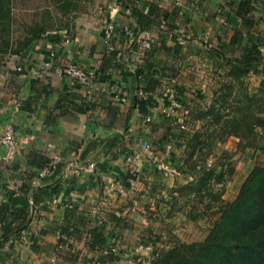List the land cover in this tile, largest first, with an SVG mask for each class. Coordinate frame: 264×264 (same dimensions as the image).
Here are the masks:
<instances>
[{
    "label": "crops",
    "instance_id": "crops-1",
    "mask_svg": "<svg viewBox=\"0 0 264 264\" xmlns=\"http://www.w3.org/2000/svg\"><path fill=\"white\" fill-rule=\"evenodd\" d=\"M172 1L108 0L101 19L81 18L73 30L65 32L68 40L61 43L62 46L51 44L59 58L68 57L95 73L92 86L59 77L55 73L57 60L52 61L42 77L14 72L11 61L3 66L0 73L3 77L0 135L4 124L12 121L18 148L9 164L5 159L6 148L0 144V205L8 204L10 191L13 190L15 196L17 187L28 179V174L35 172L53 155H61L62 162L56 173L40 184L39 187H46L45 193L35 189L27 196L22 215L19 203L10 207L9 213L5 212L17 215L9 232H3L0 223V264H51L57 245H60V227L65 223L68 228L76 229L79 236L70 238L69 245H60L61 248L56 250V264H101V249L92 250L87 244L89 229L100 224H104L106 233L113 234L111 243L116 240L123 247V254L142 253L144 256L138 257L142 262L146 261L145 257L153 256L151 245H142L136 240L141 231L147 230L148 224L146 218H139V179L142 180L143 175L150 178L156 166L154 160H158V155L150 154L154 151L150 146L155 126L143 120L140 124V119L149 117L148 114L160 104L167 108L164 111L168 114L167 123H170L171 112L168 110V92L164 89L160 88L162 94L150 101L136 95L138 80L135 73L144 68L146 82L154 79L155 87L159 88L167 77H158L157 71L163 72L165 68L155 63L156 54L166 49L167 40L172 42L175 36L163 31L157 38L161 40L152 46L156 51L152 48L142 52L136 42L129 43L119 27L127 25L139 31L131 7L141 8L143 4L153 2L160 8L162 16L167 13L173 17V29L178 35H181V27L183 30L186 27V32L191 35L197 34L196 30L209 28L214 43L224 39L228 44L232 34V27L225 23L224 15H218L222 12L220 6L224 8V14L231 12L230 0H183L182 15L173 9ZM109 22L115 24V32L114 40L107 44L103 41V30ZM46 42L45 38L37 40L21 54V59L28 65L39 66L48 53ZM56 42L58 44L60 39L53 41ZM180 95L186 99V91ZM144 101L147 110L142 113L140 104ZM186 112L183 106L182 113ZM168 146L170 143L165 144L162 152L170 157L172 150L167 152ZM163 161L159 155L158 163ZM170 161L169 166L173 165ZM90 162L95 164L91 172L81 168ZM130 174L135 176L129 178L132 182L126 178ZM126 181L128 184L124 183ZM77 216L82 221L75 220ZM92 257L94 261H90ZM113 264L134 263L125 258Z\"/></svg>",
    "mask_w": 264,
    "mask_h": 264
},
{
    "label": "rangeland",
    "instance_id": "rangeland-1",
    "mask_svg": "<svg viewBox=\"0 0 264 264\" xmlns=\"http://www.w3.org/2000/svg\"><path fill=\"white\" fill-rule=\"evenodd\" d=\"M11 2L8 34L12 45L0 55V73L10 53L26 52L44 34L69 32L81 18L101 19L108 5V0ZM256 6L246 15L253 21L254 36L264 31V0H256ZM220 8L218 15L222 17L224 8ZM208 29L196 30L193 36L181 27L180 40H167L168 49L156 54L155 63L165 68L157 71L158 77H167L160 88L168 91L177 105L168 108L170 123L163 105L148 114L149 124L156 129L150 154L158 155V160L160 155L165 163L172 159L173 165L168 169L156 165L150 178L143 175L139 179V218H146L148 224L136 240L153 249V256L145 257L143 264L154 263L175 241L204 240L222 209L235 200L246 176L255 167H264L262 76L234 68L230 60L238 56V51L224 46V39L214 43L211 29L205 42ZM161 34L157 33L156 39ZM259 47L264 48L261 44ZM184 91L186 99L180 97ZM168 143L170 157L162 152ZM115 241L113 247L123 253V247Z\"/></svg>",
    "mask_w": 264,
    "mask_h": 264
},
{
    "label": "trees",
    "instance_id": "trees-1",
    "mask_svg": "<svg viewBox=\"0 0 264 264\" xmlns=\"http://www.w3.org/2000/svg\"><path fill=\"white\" fill-rule=\"evenodd\" d=\"M11 3V0H0V55L5 53L12 45L8 34L12 10ZM229 6L231 7V12L224 14L223 18L225 23L231 25L232 34L229 43H225L224 46L232 51H238V56L232 58L230 62H232L231 64H233L234 68H240L242 72L261 74L263 79L261 83H264V54L259 47L260 44L264 46V31L254 36L252 34L253 21L246 17L249 12L256 10V0H230ZM131 12L139 24L140 33L147 31L162 32L159 30L162 17L165 19L166 31H171L175 28L173 17L167 13L162 16L160 8L153 2H147L141 8L133 5ZM168 20L172 21L168 22ZM42 38H47L53 42L59 40L61 36L59 33L48 36L44 34ZM159 39H155L153 45ZM250 39L253 41L251 42ZM152 48L156 51V47ZM19 55L21 56V54ZM20 62L24 61L20 59ZM143 70L144 68L141 71L137 70L135 77L138 80V85L149 93L145 101H150L155 96L161 95V92L159 93L160 87H155L156 80L154 79H149L146 82ZM141 73L143 76L138 79L137 75ZM147 76L149 77V74ZM145 101L140 104L142 113L147 110ZM48 160L40 165L39 168H42ZM58 166L59 164L49 176L56 173ZM34 175L35 172L28 174V179L23 180L24 182L22 181L17 187L16 191L18 193L15 196H13V190L10 191L11 200L9 203L0 205V223L2 224L3 232L12 230L10 224L17 215L14 212L5 214V212L9 213L10 207L12 208L19 203L22 205V210L19 211L20 215H22L23 209L27 206V196L30 193L35 189L40 192H46V187H39L40 185L37 187L31 186L30 179ZM131 175L126 176V178L129 180L130 177H135ZM49 176L42 179L41 183ZM124 183L128 184V181ZM36 193H34L35 200ZM23 215L26 216V213ZM74 219L82 221L78 216L74 217ZM68 227L66 223L60 227L61 236L58 244L69 245L68 241L70 238L79 236L76 229ZM88 233L90 235L87 242L89 248L92 250L101 249L102 251L103 256L100 263L114 262L116 258L111 251L113 234L105 232L104 224L90 228ZM162 251V256L152 264H264V167H255L246 176L235 200L228 207L222 209L221 215L209 229L204 240L191 243L175 241L173 247Z\"/></svg>",
    "mask_w": 264,
    "mask_h": 264
},
{
    "label": "built area",
    "instance_id": "built-area-1",
    "mask_svg": "<svg viewBox=\"0 0 264 264\" xmlns=\"http://www.w3.org/2000/svg\"><path fill=\"white\" fill-rule=\"evenodd\" d=\"M182 4H183V0H173L172 1V7L173 9L176 11V13L178 15H182ZM160 29L162 32L166 31L165 29V19H161V23H160ZM121 30V32L129 39V43H133L136 42L137 43V47L142 51H147L149 50L155 39H156V31H147L145 33H140L138 30L130 28L127 25L124 26H120L119 27ZM114 32H115V24L113 22H109L106 24L104 30H103V41L105 43H110L111 41L114 40ZM156 32V33H155ZM168 32V34L174 35L175 39L180 40V35H178L176 33V30H171V31H166ZM55 33L52 34H45V36L47 35H54ZM209 35H211L209 30H206L204 33V41L206 42L208 40ZM47 42V46H49L48 49V53L46 55V57L44 59H42L39 62V66H35V65H28L27 62H20L21 56L19 54L16 53H10L8 55V61H11L13 63L12 69L14 72L17 73H30L36 77H42L43 74H45V72H47L50 67H51V63L53 60H57L58 61V66L55 70V73L59 76V77H65L68 78L70 81L72 82H77V83H83V84H87L88 86H92L94 84V79L96 77L95 73L92 70H88L83 68L82 66H80L79 64L73 62L70 58L68 57H61L59 58V56H57L56 51L52 48V45H59L62 46L61 43H64L68 40V38L66 37V34L64 33V36L60 38V42L53 43L51 41H49L46 38ZM61 44V45H60ZM262 53L264 54V48H261ZM142 75L138 74L137 78L141 79ZM3 83V77H0V84ZM168 92V91H167ZM169 93V92H168ZM136 95L144 100H146L148 98L149 93L145 92L142 87L140 85L137 86L136 89ZM169 99V106L168 108L170 109L173 105H177V101L175 98H173V96L170 97V94H168ZM150 117L146 116L143 119V122H145L146 124L150 123ZM130 132V130H129ZM0 144L3 145L6 148V154H5V159L7 160V162L12 163L13 158H14V154L17 151L18 148V141H17V137H16V129H15V125L12 121H8L4 124L3 127V131L2 134L0 135ZM170 150V146L167 147V152H169ZM154 155V154H151ZM62 162V157L59 154H55L53 155L48 162L42 167L39 168L35 171V175L30 179V184L33 187H37L41 184V180L44 179L45 177L51 175L54 170L56 169L57 164H60ZM155 164L158 166L157 168L159 169H168L171 168L167 163H163V162H159L158 160H154ZM95 167V164L90 162V164H88L85 167L81 168L83 170H86L87 172H91L93 170V168ZM133 180H129V182H132ZM119 185V184H118ZM36 232V231H34ZM61 245V244H60ZM60 245L57 246L56 250H58L60 247ZM55 250V254L53 255L52 259H51V264H56L57 262V253ZM111 251L113 252L114 257L116 258V260L114 262H119L121 259H125L127 260V262L130 263H134V264H140L143 263L141 261V259H139L137 257V251L134 252H130L128 254H123L122 252H119L118 249L116 247H112ZM105 264H113V262H107Z\"/></svg>",
    "mask_w": 264,
    "mask_h": 264
}]
</instances>
